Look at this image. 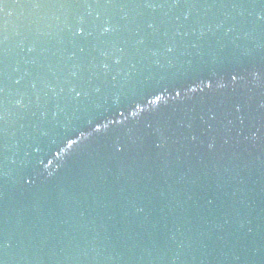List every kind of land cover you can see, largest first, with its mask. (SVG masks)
<instances>
[{"label": "water", "instance_id": "water-1", "mask_svg": "<svg viewBox=\"0 0 264 264\" xmlns=\"http://www.w3.org/2000/svg\"><path fill=\"white\" fill-rule=\"evenodd\" d=\"M261 6L4 0L0 261L264 264Z\"/></svg>", "mask_w": 264, "mask_h": 264}, {"label": "snow or ice", "instance_id": "snow-or-ice-1", "mask_svg": "<svg viewBox=\"0 0 264 264\" xmlns=\"http://www.w3.org/2000/svg\"><path fill=\"white\" fill-rule=\"evenodd\" d=\"M3 2H4V0H0V5H2ZM173 2H174V4L176 6H180L181 5V0H173ZM260 3L262 5L261 7H264V0H260ZM148 6L151 7L152 6L151 3H149ZM259 20L264 21V10L261 11V13L259 15ZM152 26L153 25H151V24L149 25V27H152ZM229 31H231V30H229ZM203 35L204 34L202 33V36ZM141 43H143V41H141ZM168 50L171 51L172 49L169 48ZM233 79H235V77H233ZM237 111H239V109H237ZM193 139H195V137H193ZM0 264H3V261H0Z\"/></svg>", "mask_w": 264, "mask_h": 264}]
</instances>
